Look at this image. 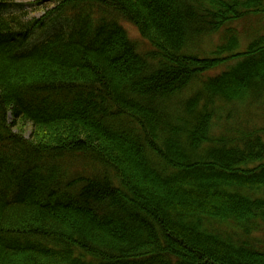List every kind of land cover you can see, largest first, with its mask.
Segmentation results:
<instances>
[{
  "label": "trees",
  "instance_id": "16d2710c",
  "mask_svg": "<svg viewBox=\"0 0 264 264\" xmlns=\"http://www.w3.org/2000/svg\"><path fill=\"white\" fill-rule=\"evenodd\" d=\"M55 1L0 0V264H264V0Z\"/></svg>",
  "mask_w": 264,
  "mask_h": 264
},
{
  "label": "rangeland",
  "instance_id": "374dc122",
  "mask_svg": "<svg viewBox=\"0 0 264 264\" xmlns=\"http://www.w3.org/2000/svg\"><path fill=\"white\" fill-rule=\"evenodd\" d=\"M11 1L16 5H14L15 8H12V10L8 11V13L19 15L20 17H23L24 20H42L58 6L55 0ZM18 5H20L21 7H18ZM56 25L60 26V21L51 25L49 29L54 28ZM124 27L129 33L130 38L139 44V48L141 51H149L148 46L143 42L136 28L127 24H124ZM233 28L237 30L236 32L238 38L241 41V48H245L249 43L251 35H254V32L259 35L264 33V15L252 14L248 18H245L241 23L233 25ZM39 38H41L40 34L35 36V40ZM220 43H222L221 35L217 33L209 39V41L206 43V46L211 48L212 50L214 46L217 47ZM224 70H226V67L222 66L216 71H211L210 73L211 75H214ZM10 122H13L14 124V134L22 136L26 141H32L33 131L30 124L16 122L12 119V117H10Z\"/></svg>",
  "mask_w": 264,
  "mask_h": 264
}]
</instances>
